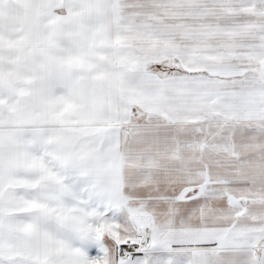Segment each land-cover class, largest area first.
<instances>
[{
    "label": "snow or ice",
    "instance_id": "1",
    "mask_svg": "<svg viewBox=\"0 0 264 264\" xmlns=\"http://www.w3.org/2000/svg\"><path fill=\"white\" fill-rule=\"evenodd\" d=\"M0 264H264V0H0Z\"/></svg>",
    "mask_w": 264,
    "mask_h": 264
}]
</instances>
